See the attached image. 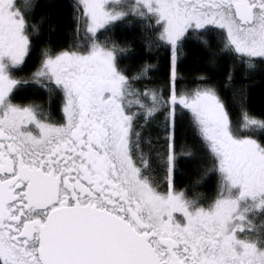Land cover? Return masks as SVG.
<instances>
[{
  "label": "snow or ice",
  "instance_id": "1",
  "mask_svg": "<svg viewBox=\"0 0 264 264\" xmlns=\"http://www.w3.org/2000/svg\"><path fill=\"white\" fill-rule=\"evenodd\" d=\"M257 78L264 0H0V264H264Z\"/></svg>",
  "mask_w": 264,
  "mask_h": 264
},
{
  "label": "trees",
  "instance_id": "2",
  "mask_svg": "<svg viewBox=\"0 0 264 264\" xmlns=\"http://www.w3.org/2000/svg\"><path fill=\"white\" fill-rule=\"evenodd\" d=\"M67 3L68 0H40V3ZM48 11L53 13V20L52 23L55 24L57 21L55 19V8H41L37 12V18L43 12ZM70 29L67 25L61 28V30L53 35V40H58L62 44L64 43H70L71 42V36H70ZM136 33H134L131 29H119L116 32L115 38L117 40L123 41L125 39L131 40L133 36ZM136 49L140 48L139 43H135L133 45ZM186 55L183 59L182 65H181V73L186 76L187 81L192 82L190 83V86L194 87V81L197 76L202 74L203 72L208 71L209 75H213V72L215 71L214 69L212 71L208 70V65H207V56L205 53V50L201 45H199L197 42H193V45L186 49ZM147 57H145L146 59ZM125 63L129 64L134 70L135 68L142 62L141 58L138 56H133L131 58H126ZM32 66L29 65V68ZM166 73H167V61L162 60L161 61V70L160 72L156 73L155 75L158 77L160 83H163L164 80L166 79ZM213 79L220 80L222 79L221 76L213 75ZM250 101H251V106L255 110H260L264 108V83H262L259 78L255 81V84L253 88L251 89L250 92ZM53 114H55V106H53ZM181 143L187 142L188 144H192V139L190 134L185 135L181 137L180 140ZM196 167V162L195 160L192 159H185L182 160L180 164V168L183 171V175L179 177L181 179L182 183L180 187H185L191 183V180H195L197 177L194 175L193 170ZM191 177V180L189 179ZM215 187V181H211L209 183H205L203 187L197 188L196 191L198 192H203V193H211L214 190Z\"/></svg>",
  "mask_w": 264,
  "mask_h": 264
}]
</instances>
